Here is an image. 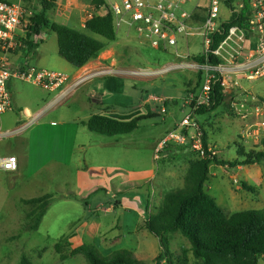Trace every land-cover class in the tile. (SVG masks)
Wrapping results in <instances>:
<instances>
[{"label": "rangeland", "instance_id": "obj_1", "mask_svg": "<svg viewBox=\"0 0 264 264\" xmlns=\"http://www.w3.org/2000/svg\"><path fill=\"white\" fill-rule=\"evenodd\" d=\"M91 1L55 0V7L49 11L48 17L51 22L66 25L103 43L106 48L113 46L116 58L122 61L123 66L128 67L131 73L140 72L142 75L97 78L93 83L82 86L78 95L61 108L53 102L56 93L11 79L9 88L13 94L14 109L10 111V127L3 126V130L18 127L19 111L25 107L42 113L39 118L31 121L28 128L21 129L20 135L9 131L11 135L0 141V151L11 155L26 154L29 150L28 140L32 137L31 152L35 156L42 134L38 131L36 133L33 126L39 128L42 123L56 126V122L67 117L99 114L103 109L98 105L91 109L81 106L88 92L103 104L119 103L115 107L117 113L108 114L107 110L104 111L105 115L113 119L132 121L152 113H155V117L142 120L134 132L126 135L108 137L88 131L91 147L86 152H77L75 163L85 159L89 168L81 162L80 171L76 170L74 164L72 167L52 165L38 174L13 176L0 172V264H19L22 255H26L33 264H86L82 255L69 257L72 250L83 244L94 245L103 257L127 251L138 260L154 264V258L159 254V241L145 229V219L149 214L157 212L165 193L184 187L182 179L186 174L183 171L182 177H170L164 168L175 164L189 165L197 158L190 149L175 146L164 152L160 160H156L155 149L166 134L176 128L189 113L185 99L197 91L203 71L182 66L169 70L172 64H180L182 60L169 52L153 49L146 41L139 39L137 34H128L126 29L119 32L114 42L91 33L84 28L85 22L98 14ZM235 8H238V0H235ZM100 13L104 15L102 10ZM222 16L225 20L231 16L230 9L224 4ZM44 39L38 55L28 56V62L35 67L41 65V69L48 71H56V64H62L57 57L68 64L58 55L57 35L51 33L45 35ZM190 43L191 53L201 51L198 38L192 39ZM252 49L255 50L256 46ZM180 51L186 53L188 47L181 46ZM246 61L237 59L236 63ZM160 71L165 72L154 74ZM233 78L237 85L229 82L227 86L231 91L234 90V94L213 112L197 114L201 129L207 137L209 152L218 160L228 163L242 160L237 153L240 145L246 152L260 145L256 139L243 138L247 125L254 124L255 118L250 116L248 122H245L236 114L235 106L240 102L255 105L260 98H264V79L249 81L244 75ZM115 97H120L117 102ZM24 121L30 120L25 118ZM93 168L96 171H92ZM153 175L156 177L152 178ZM243 182L254 187V193L244 189ZM155 188L160 189L157 196L154 195ZM206 191L228 215L262 210L264 165L232 168L212 164ZM48 194L54 200L40 228L28 231L25 225L30 223L28 216L36 206L26 204L25 200ZM147 200L150 202L146 205ZM170 241L175 264H180L178 259L183 254L187 256L188 264L195 262L190 251L191 244L185 237L179 232L173 233ZM57 244L59 251L56 249ZM62 255L68 259L62 260ZM162 264L167 263L163 261ZM259 264H264V256L259 258Z\"/></svg>", "mask_w": 264, "mask_h": 264}, {"label": "built area", "instance_id": "obj_2", "mask_svg": "<svg viewBox=\"0 0 264 264\" xmlns=\"http://www.w3.org/2000/svg\"><path fill=\"white\" fill-rule=\"evenodd\" d=\"M104 1L101 10L104 15L112 16L116 35L126 29L128 34H137L139 39L146 41L153 49L169 52L182 60L180 64H172L169 70L182 66L203 71L202 85L185 99L189 113L159 142L155 159L160 160L166 149L175 146L190 149L198 159L204 158V133L198 122L197 112L202 107L210 106L212 83L217 74L221 78L222 86L228 90L229 82L237 85V81H233V77L237 75H244L249 81L264 79V0H238V9L244 6V1L251 6L248 30L231 27L225 39L215 49L211 47L213 36L227 20L222 16L223 0ZM39 3L40 0H0V122L3 115L13 109V94L9 88L11 79L39 86L49 92L60 90L70 82L68 75L40 69L27 60L30 56L25 53L28 48L27 41L38 43L40 40L37 35L30 39L27 37L30 19L39 8ZM194 38H198L201 46V51L196 54L189 51L190 42ZM181 46H187L188 52L182 53ZM253 46H256L255 50L252 49ZM254 55L257 56L253 58ZM193 57L205 58L206 63L199 65L192 60ZM210 58H216L219 64L210 65ZM237 59L247 61L240 64L236 63ZM114 72L111 69L99 71L108 74ZM163 72L165 71L154 74ZM89 77L84 76L74 86L85 82ZM58 100L56 98L53 102ZM235 107L236 114L245 122H248L250 116L255 118L254 124L247 125L248 129L243 138H253L261 143L264 138V106L240 102ZM10 135L11 132L4 131L0 125V141ZM18 170L19 159L16 155L0 154V172L16 173Z\"/></svg>", "mask_w": 264, "mask_h": 264}, {"label": "trees", "instance_id": "obj_3", "mask_svg": "<svg viewBox=\"0 0 264 264\" xmlns=\"http://www.w3.org/2000/svg\"><path fill=\"white\" fill-rule=\"evenodd\" d=\"M93 8L98 14L91 16L85 22V29L114 42L117 35L111 15L101 14L104 0H92ZM55 0H40L39 8L30 19L28 39L33 35L40 36L38 43L29 42L26 54L35 56L40 46L45 42V35L54 33L58 39V52L60 57L76 68H82L93 58L101 54L105 46L90 37H87L72 28L50 21L49 11L55 7ZM223 4L230 9L231 16L224 21L219 32L213 36L212 48L218 47L225 39L231 27H239L248 30L247 21L251 15L249 2L244 1V6L235 8V0H223ZM199 64H205V58L193 57L192 60ZM210 65L216 66L219 60L210 58ZM202 85V74L199 87ZM234 94L222 86L221 78L212 83L211 103L209 107H202L197 114L202 115L213 112L228 98ZM264 106V98L259 102ZM108 111V110H107ZM109 114V112H107ZM155 115H147L132 121H119L98 114L92 116L84 124L92 133L115 137L134 132L142 120L153 118ZM205 157L195 158L189 163V168L184 180V187L164 194L160 207L154 214H149L144 227L149 233L157 237L159 241V254L154 258V264H175V255L171 249L170 235L180 233L191 244V253L195 262L193 264H259V258L264 256V209L237 212L228 215L217 201L206 191V185L210 180V166L212 164L242 167L246 165H264V138L257 149L246 152L243 146H239L237 160L233 163L218 160L208 150L206 135L203 136ZM171 150V148L166 149ZM165 151V152H166ZM244 189L253 192L254 187L242 183ZM54 197L45 195L42 197L25 200L28 205L36 208L29 214L30 223L25 227L28 231H37L45 217ZM150 201H148L149 204ZM59 251V244L56 245ZM82 255L86 264H148L132 257L127 251L115 252L110 257L99 254L94 245L83 244L76 247L69 257ZM62 260L68 259L62 255ZM180 264H188L185 254L178 259ZM19 264H33L31 260L22 255Z\"/></svg>", "mask_w": 264, "mask_h": 264}, {"label": "crops", "instance_id": "obj_4", "mask_svg": "<svg viewBox=\"0 0 264 264\" xmlns=\"http://www.w3.org/2000/svg\"><path fill=\"white\" fill-rule=\"evenodd\" d=\"M4 1H8V0H4ZM37 55H38V51H37ZM58 55H59V52H58ZM56 59L62 63L59 66L58 64H56V68H57L56 71L60 70L58 72H62L68 75V77L70 78V82L64 88L57 90L55 92H49V93H56V98L59 100L55 103H58L59 108L63 107L67 103V101H69L70 99L75 98L78 95L82 86L93 83L94 80L97 78L103 79L104 77H110V76L111 77L116 76V77L122 78L126 76L137 77L139 75H142V74L137 75V74L130 73V70L128 69V67H124L123 66L124 64L122 63V61L120 62L116 58V53H115L113 46H109L108 48L105 47L104 51L101 54L93 58L87 65H85L82 68H76L72 66L71 64H69L68 62H67L68 64H66L65 62L60 60V58L58 57ZM118 63L121 66L118 67ZM39 67L41 69V65L38 66V68ZM103 69H111V70H114L115 72L113 73V75L108 74V73H99V71ZM86 75H89L90 77L85 82L79 84L78 86H74V84L79 79L83 78ZM228 91L229 93L232 92L231 90H228ZM119 98L120 97H115L116 102ZM118 104L119 103H115L113 105L103 104L102 101L97 99L91 92H88L87 94L84 95V99H82L81 106L86 109H91L93 108V106L98 105L102 107L103 109L99 111V114H101V113H104V111L106 110H108L109 113H117L118 110H116L115 107H117ZM69 110L70 108H68V111ZM11 112H7L6 114L3 115L1 122H0L2 129H3V126L4 127L6 126V128L10 127L8 120H9V117H11L10 116ZM41 113L42 111L40 110L31 111L29 107H25L23 111L22 110L19 111L20 117H19V120H17L18 127H14L13 129L12 128L8 129L7 131L8 132L11 131L14 134L20 135L21 134L20 130L21 129L24 130L28 128L32 124L31 121L33 119L39 118ZM94 115H98V114L90 113V115H87L84 117H77V116L73 118L65 117L66 118L65 120L56 122L57 123L56 126L55 125L49 126L46 123L39 124V128H35V126H33L32 129L36 133L38 131V132H41L42 134V139L40 140L38 147H37L38 152H36L35 156H33V153L31 152V145H32L33 139L32 137H30V139L28 140V145H29L28 152L26 154L16 155L19 159V170L16 173H7V174L13 175V176L22 175V174H32V173L38 174V173H41L43 170L48 169L52 165L72 167V165L74 164H75L76 170L80 171L82 169V166L80 165L81 162H83L87 166V168H89V165L87 164V160L85 161V159L83 161L79 160L78 163H75V156L77 152H80V153L86 152L87 148L91 147L88 142L90 140V136L87 134L89 130L85 126L84 123ZM152 115H155V113H152ZM25 118L29 119L30 121L29 122L24 121ZM52 123L55 124L54 121ZM48 126L52 128V130L48 128ZM103 152L104 150H102V155L105 156ZM0 154L1 155H11L12 153L0 151ZM188 168H189V165H187L186 163L182 165L175 164L170 167H165L164 172H168L167 174L170 177H173L176 175L177 177L180 175L182 177L183 175L182 172L185 171V173L187 174ZM94 170L96 171V169L93 168L92 171ZM186 174L184 175V178L182 179L183 182L185 180ZM154 177L156 176L153 175L152 178ZM67 185H69V183H67ZM101 189H105V188L101 187ZM96 191L97 190L91 191L90 193L92 194ZM69 192L72 193L70 190ZM159 192H160V189L155 188L154 195L157 196ZM147 204H148V200H147L146 205ZM159 252H160V249H159Z\"/></svg>", "mask_w": 264, "mask_h": 264}]
</instances>
